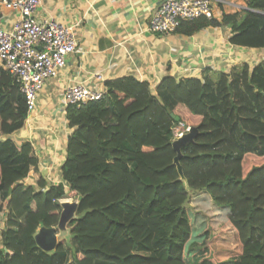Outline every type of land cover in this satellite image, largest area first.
<instances>
[{"label": "trees", "instance_id": "obj_1", "mask_svg": "<svg viewBox=\"0 0 264 264\" xmlns=\"http://www.w3.org/2000/svg\"><path fill=\"white\" fill-rule=\"evenodd\" d=\"M244 1L219 20L181 21L174 33L227 26L231 44L264 49V0ZM204 71L163 76L153 90L131 75L106 80L103 99L66 108L61 181L25 184L39 160L29 140L10 137L27 106L0 63V264H216L196 248L206 232L187 210L201 197L227 211L240 245L222 264H264V62ZM191 126L198 133L181 149V180L171 142ZM63 196L78 201L77 217L70 237L44 252L33 236L57 225Z\"/></svg>", "mask_w": 264, "mask_h": 264}, {"label": "crops", "instance_id": "obj_2", "mask_svg": "<svg viewBox=\"0 0 264 264\" xmlns=\"http://www.w3.org/2000/svg\"><path fill=\"white\" fill-rule=\"evenodd\" d=\"M163 0H43L34 12L37 20L53 18L63 24L79 21L75 28L77 52L68 55L66 66L47 82L39 95L34 117L13 136L30 139L39 160V169L31 171V182L40 176L46 181L59 171L66 154L71 129L60 111L61 92L71 82L95 83L131 75L146 81L153 90L163 76L176 79L228 72L238 59L264 49L247 48L229 42L227 26L206 27L190 36L177 33L161 35L147 30L151 14ZM246 7L244 0H225L214 6L213 17ZM18 14L0 6V28L9 29ZM249 58V57H248ZM214 76V74H211ZM14 139V137L10 136ZM15 140V139H14ZM18 142V141H17Z\"/></svg>", "mask_w": 264, "mask_h": 264}, {"label": "built area", "instance_id": "obj_3", "mask_svg": "<svg viewBox=\"0 0 264 264\" xmlns=\"http://www.w3.org/2000/svg\"><path fill=\"white\" fill-rule=\"evenodd\" d=\"M223 1L225 0H163L149 17L147 30L161 35L174 33L181 21L201 16L213 17L214 6ZM42 3L43 0H0V6L16 12L19 17L11 28H0V63L18 84L25 99L27 116L24 124L29 131L31 128L28 123L34 117L32 114L39 95L47 82L56 78L65 68L66 58L77 52L79 46L75 34L79 21L73 24H63L53 18L39 21L33 14ZM95 78V83L90 85L81 81L71 82L64 87L60 97L62 106L59 107L64 117L68 106L80 107L106 96L105 81L100 75H95ZM188 129L186 127L184 132ZM60 181L59 171L48 179L51 184ZM65 200L72 201L68 197L58 199L59 203ZM3 219L4 217L0 218V229H3Z\"/></svg>", "mask_w": 264, "mask_h": 264}, {"label": "rangeland", "instance_id": "obj_4", "mask_svg": "<svg viewBox=\"0 0 264 264\" xmlns=\"http://www.w3.org/2000/svg\"><path fill=\"white\" fill-rule=\"evenodd\" d=\"M238 60L246 61L250 68H252L256 64L264 62V56L258 52L255 56L246 54L243 58ZM178 136L179 134L176 135L173 133V140ZM12 137H14L15 141L22 140L21 137L15 135H12ZM31 178V176L27 178L24 183H30ZM34 183L35 182H33V184ZM65 197L66 196H63L62 198ZM187 210L188 213H190V216H192L191 221L193 228L199 233V235L202 236V233L205 234L206 232V235L196 242V248L206 249L205 253H203L205 259L215 261L217 262L216 264H222L223 262H227L230 259L232 260L239 256L240 245L235 236V231L232 229L228 220L226 210L216 208L214 205L206 202V198L204 197L199 199L192 198ZM3 217L4 215H0L1 219ZM69 237V232L67 230L58 234V239ZM189 259L191 258L189 257Z\"/></svg>", "mask_w": 264, "mask_h": 264}, {"label": "water", "instance_id": "obj_5", "mask_svg": "<svg viewBox=\"0 0 264 264\" xmlns=\"http://www.w3.org/2000/svg\"><path fill=\"white\" fill-rule=\"evenodd\" d=\"M172 115V114H171ZM177 120L178 118L175 117ZM198 133V128L195 126L189 127L187 132L180 134L176 139L171 142L173 150L176 152L175 157L173 158V164L176 166L178 174L181 180H184V175L181 169L179 160L182 156L181 149L187 143L194 141ZM60 214L57 225L54 227H45L40 226L33 238L36 245L43 250L44 252H52L56 248V245L60 239H58V234L60 232L68 231V223L77 217V207L78 201H61L60 202Z\"/></svg>", "mask_w": 264, "mask_h": 264}]
</instances>
